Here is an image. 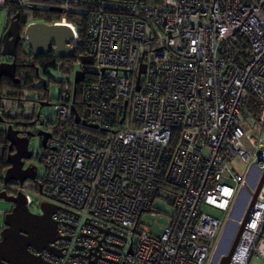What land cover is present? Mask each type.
Here are the masks:
<instances>
[{
  "label": "built area",
  "instance_id": "1",
  "mask_svg": "<svg viewBox=\"0 0 264 264\" xmlns=\"http://www.w3.org/2000/svg\"><path fill=\"white\" fill-rule=\"evenodd\" d=\"M10 1L21 34L34 22L72 32L53 114L34 91L0 96L18 135L49 134L41 177L11 185L28 207L33 194L56 206L53 251L34 253L46 264H210L244 191L216 264L244 216L228 264L264 259V177L248 210L264 172V0ZM166 206L175 212L153 233L141 215Z\"/></svg>",
  "mask_w": 264,
  "mask_h": 264
},
{
  "label": "water",
  "instance_id": "2",
  "mask_svg": "<svg viewBox=\"0 0 264 264\" xmlns=\"http://www.w3.org/2000/svg\"><path fill=\"white\" fill-rule=\"evenodd\" d=\"M59 11V9H54ZM19 14L10 17L6 29L1 36L0 54L10 58V61H0V79L8 77L15 81V54L19 41H25L31 54L36 56L52 49L55 56L59 58L73 55L71 48L65 44L71 39L72 32L66 25H53L44 22H34L29 24L23 34L20 33ZM84 63H90V59L80 57ZM82 80V73H75L74 81L77 83ZM48 102H41L40 105H48ZM75 119L78 116L75 113ZM5 119L0 114V122ZM37 135L40 139V146H44L49 134L44 131L34 133L29 132L25 136L18 135V131L10 124L5 128V139L7 140L6 162L8 167L5 169L2 182L4 188L0 190V198L12 204L11 210L5 215L4 226L0 230V264H46L42 257L34 253V250H51L49 244L57 237V225L52 219L56 206L47 202L40 201L39 212H32L26 204V198L20 190L8 193L11 184L21 185L26 180H35L36 166L25 164V159L32 156L28 149L29 138ZM263 175L252 194L250 209L258 193ZM10 188V187H9ZM12 190V187H11ZM41 191V186H39ZM247 215V214H246ZM246 216L239 224L237 235L233 246L226 255H223L219 264H228L233 247L243 228Z\"/></svg>",
  "mask_w": 264,
  "mask_h": 264
},
{
  "label": "trees",
  "instance_id": "3",
  "mask_svg": "<svg viewBox=\"0 0 264 264\" xmlns=\"http://www.w3.org/2000/svg\"><path fill=\"white\" fill-rule=\"evenodd\" d=\"M4 8L9 9V13L7 15V21L10 17L14 16L15 14H19V23H20V33L22 32V27L24 25V18L21 15V11L19 8L12 3L10 0L3 1ZM48 11L45 9H41L40 11L35 10V17L39 18L42 16L43 18H47ZM72 16L68 17L71 19ZM45 22H47L44 19ZM79 35L81 38V44L77 47L75 51L76 55H81L84 49V42H85V33L82 27H79ZM69 59H73L69 57ZM15 79L17 81L8 78V77H1L0 79V95H5L7 97L17 98L20 96L22 90H29L34 91L37 93V97L40 100H49L47 95V80L42 77L39 73V69L41 68L42 74H47L48 70L51 68L56 67V63L58 61L65 62V58L55 57L53 54L48 56H36L33 57L30 50L28 52L23 50L22 41L17 43L16 47V54H15ZM49 79H52V76L49 75ZM78 89V88H77ZM77 94V93H76ZM77 105V103H75ZM5 121L0 123V146L3 148V154L0 157V183H2V176L4 170L8 167V163L6 162V153H7V140L5 139V126L10 121L8 118L4 117Z\"/></svg>",
  "mask_w": 264,
  "mask_h": 264
},
{
  "label": "rangeland",
  "instance_id": "4",
  "mask_svg": "<svg viewBox=\"0 0 264 264\" xmlns=\"http://www.w3.org/2000/svg\"><path fill=\"white\" fill-rule=\"evenodd\" d=\"M5 9L0 7V13L2 14V18L0 21V39L2 36V31H3V26H4V20H5ZM38 21H41V19H38ZM23 45V50L28 52V46L26 44L25 41L22 42ZM4 57H0V61L3 60ZM65 58V57H64ZM39 73L42 75V77L44 79L47 80V95H48V99L49 100H42V102H48V105H44L41 107L40 111H41V115H48V114H53L54 113V109H53V104L56 103L59 99V93L61 90V80H64L67 78V76H65L66 74L63 72H60L56 69H49L48 73L49 75L52 76V79H49V75L47 74H42L41 68L39 69ZM34 134L36 132H33ZM28 149L33 153V157L30 160V162L36 166V173H37V177H41L42 173H43V167H42V163L39 161V153H40V139L37 135L31 136L29 138V143H28ZM3 154V148L0 146V157ZM236 165H237V169L243 171L244 170V165L242 164V162H240V160L236 161ZM249 185H252L249 182ZM247 189L249 190V187L247 186ZM244 191H242L237 199V204L235 206V210L232 212V217H230V221L228 222L227 227L225 228V231L221 237V241L219 242L218 248L214 253V259L217 260L218 257L224 253L227 249L228 244L230 243L233 234L236 230V226H237V222L239 219V216L241 215V210L243 208L244 202ZM32 197V203L29 205V209L31 211H39V203L41 201V197L39 195H31ZM202 211L205 213H208L212 216L215 217H219V211L212 209L210 207L207 206H202ZM174 208H172L171 206H166L163 212H159L156 216H152L150 215L148 212H143V214L141 215V222H143L144 224L150 226L151 231L154 233L156 231L157 226L160 225H165L168 221V216L169 215H173L174 214ZM220 254V255H219ZM219 255V256H218ZM251 264H253L251 262Z\"/></svg>",
  "mask_w": 264,
  "mask_h": 264
},
{
  "label": "crops",
  "instance_id": "5",
  "mask_svg": "<svg viewBox=\"0 0 264 264\" xmlns=\"http://www.w3.org/2000/svg\"><path fill=\"white\" fill-rule=\"evenodd\" d=\"M3 1L4 0H0V7H2V8H4V6H3ZM5 9V8H4ZM5 11H6V9H5ZM6 13V12H5ZM1 18H2V14L0 13V21H1ZM2 23V22H1ZM0 23V24H1ZM3 24V23H2ZM7 24H8V21H7V15L5 14V20H4V28H3V31L2 32H4V30L6 29V27H7ZM3 34V33H2ZM0 50H1V41H0ZM0 57H3V56H1V54H0ZM2 61H5V57L3 58V60ZM1 96V95H0ZM2 116V115H1ZM3 117V116H2ZM1 123V122H0ZM6 126H7V124H6ZM6 126H5V128H6ZM7 154V153H6ZM5 171V170H4ZM4 188V186H3V182L2 183H0V190H2ZM6 190H8L9 191V189H6ZM7 191V192H8ZM12 192V190H10V192H8V193H11ZM11 208H12V204L10 203V202H8V201H5V200H3L2 198H0V230L3 228V226H4V218H5V215L11 210ZM219 214H220V218H222V217H224V214L223 213H221V212H219ZM230 217H232V214H231V216ZM233 218V217H232ZM226 219H228V218H226ZM227 225H228V223H227ZM262 235H263V237H264V224H263V226H262ZM215 253V252H214ZM214 253H212V255H211V258H210V264H216V262H217V260H215L214 259ZM220 255V254H219ZM218 255V256H219ZM222 255V254H221ZM222 257V256H221ZM251 262L253 263V264H264V259H260V258H258V257H256V256H251L250 258H249V260H248V264H251ZM218 263V262H217Z\"/></svg>",
  "mask_w": 264,
  "mask_h": 264
},
{
  "label": "flooded vegetation",
  "instance_id": "6",
  "mask_svg": "<svg viewBox=\"0 0 264 264\" xmlns=\"http://www.w3.org/2000/svg\"><path fill=\"white\" fill-rule=\"evenodd\" d=\"M51 54H53V52H52V49H49V51L48 52H46V53H43V54H38V55H36V56H48V55H51ZM54 55V54H53ZM33 56V55H32ZM36 56H33V57H36ZM55 56V55H54ZM55 57H57V56H55ZM5 61H10V58H8V57H5ZM32 157H33V154H32V156H31V158H29V159H25V164L27 165V164H32L31 162H30V160L32 159ZM10 187V188H9ZM9 187H8V189H9V191L8 192H10V190H11V184L9 185ZM12 191H13V188H12ZM32 212H39V211H32Z\"/></svg>",
  "mask_w": 264,
  "mask_h": 264
}]
</instances>
